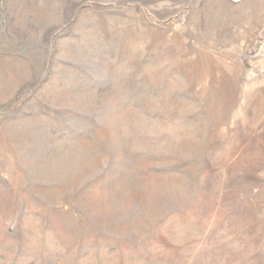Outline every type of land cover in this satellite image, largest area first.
Instances as JSON below:
<instances>
[{"label":"rangeland","instance_id":"1","mask_svg":"<svg viewBox=\"0 0 264 264\" xmlns=\"http://www.w3.org/2000/svg\"><path fill=\"white\" fill-rule=\"evenodd\" d=\"M0 264H264V0H0Z\"/></svg>","mask_w":264,"mask_h":264}]
</instances>
